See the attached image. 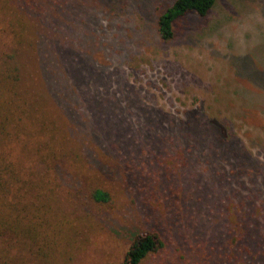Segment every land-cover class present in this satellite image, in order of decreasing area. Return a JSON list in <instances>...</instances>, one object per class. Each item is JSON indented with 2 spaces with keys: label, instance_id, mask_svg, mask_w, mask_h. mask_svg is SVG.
<instances>
[{
  "label": "rangeland",
  "instance_id": "1",
  "mask_svg": "<svg viewBox=\"0 0 264 264\" xmlns=\"http://www.w3.org/2000/svg\"><path fill=\"white\" fill-rule=\"evenodd\" d=\"M173 1L71 0L57 24L61 33L47 32L50 44L61 40L65 51L59 57L50 53L52 72L45 75L63 90L64 108L75 110L74 136L92 154L91 170L106 182L115 205L100 213L99 223L82 219L74 187H62L51 211H75L76 220L67 224L59 218L63 234L76 230L74 246L58 239L55 253L40 244L38 254L27 241L0 237V264H123L134 236L149 228L163 235L165 246L142 264H264V246L253 257L240 254L239 241L218 250L210 226L238 222L244 227L247 220L231 216L207 224L210 212L194 208L187 193L203 198L201 208L209 197V209L229 177L230 188L244 196L253 190L250 180L256 182L259 200L264 199V180L255 171L258 165L264 172V0H217L205 17L183 18L174 39L165 43L157 21ZM7 41L0 29V54L7 52ZM26 60L31 82L42 85L40 63ZM199 119L219 130L229 152L242 148L254 167L248 168L250 177L238 172L236 156L222 159V145L214 151L215 142L197 144L187 137L186 125ZM147 127L155 136L185 138L176 154L169 150L173 157L182 150L184 158L172 161L155 146L147 149V142L133 139ZM127 129L133 140L121 139L122 148L131 151L125 154L109 143H117ZM171 204L178 207L170 211Z\"/></svg>",
  "mask_w": 264,
  "mask_h": 264
},
{
  "label": "trees",
  "instance_id": "2",
  "mask_svg": "<svg viewBox=\"0 0 264 264\" xmlns=\"http://www.w3.org/2000/svg\"><path fill=\"white\" fill-rule=\"evenodd\" d=\"M70 1L0 0V29L8 36L7 52L0 54V237L27 241L38 254L40 244L49 245L51 252L55 253L58 239L64 240L67 246L73 247L75 244L71 238L76 235V230L73 228L75 231L71 235L63 234L59 221L61 218L67 224L70 220H76L73 217L75 211L63 208L62 213L51 211L55 198H60L62 187L68 188L70 184L74 187L73 195L80 201L77 214L82 219L89 217L99 223L100 213L115 205L106 182L91 170L92 154L87 148L83 150L74 136V129H77L75 110L64 108L63 90L53 76L45 75L52 72L48 68V56L55 54L59 57L65 51L61 40L52 46L48 34L61 33L62 29L58 31L57 24L63 20L64 9ZM216 1L174 0L158 17L157 31L161 40L170 43L175 37V27L183 18L190 14L205 17ZM27 56L34 57L40 63L38 67L42 73V85L37 82L35 86L31 82L25 63ZM186 126L189 129L187 137L195 143L209 141L211 145L215 142L214 151L222 148L219 130L205 119L189 122ZM151 131L147 127L133 139L147 142V149L155 146L158 154L166 153L172 161L178 157L184 158L182 150L178 157L170 156L169 150L176 154V147L181 141L185 143V138L183 140L175 135L169 139L168 134L163 138L155 136ZM125 132L118 134L117 143L109 145L112 149L120 148L126 154L131 151L124 150L120 141L124 136L133 139L128 136V129ZM104 140L107 142L108 138L105 136ZM163 140L168 143H161ZM235 148L236 153L229 152L227 147L226 152L221 149L222 159L228 160L233 155L235 159L236 156L238 172L250 177L248 168H254L252 162L244 157L241 147ZM261 170L257 165L255 171L264 180V172ZM233 176L239 178L238 173ZM173 178L180 180L176 175ZM226 182L216 197L219 201H212L209 209L206 208L209 197L205 195L207 203L205 208H201L197 205L203 198L193 197V190L187 193L191 196L189 198L194 208L210 212L207 224L217 218L229 220L231 216L236 217V220H247L248 225L244 227L239 226L238 222L224 226L214 222L210 227L214 229L212 235L219 241L218 250L224 248L227 242L233 245L231 240L235 243L239 241L237 245L243 251L240 250V254L253 257L254 252L264 246V199L259 200L260 190L256 189L258 186L252 180L253 190L249 196L240 195L230 188L229 177ZM198 184L201 185L200 182ZM176 189L185 192L182 186ZM155 192L160 196L162 194L160 189ZM162 197L167 200L164 194ZM222 200L226 203L221 207ZM176 207L171 204L170 211ZM79 210L84 215L79 214ZM51 212L54 215L50 216ZM181 213L182 210L177 209L175 215ZM164 214L169 215L167 212ZM170 218L172 222V215ZM164 246V237L157 229H144L130 242L123 264H142L149 256L160 254Z\"/></svg>",
  "mask_w": 264,
  "mask_h": 264
}]
</instances>
